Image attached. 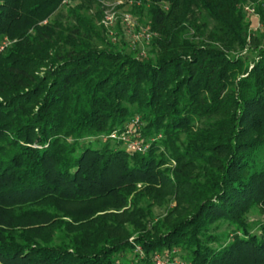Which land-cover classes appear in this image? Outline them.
<instances>
[{"label": "trees", "instance_id": "1", "mask_svg": "<svg viewBox=\"0 0 264 264\" xmlns=\"http://www.w3.org/2000/svg\"><path fill=\"white\" fill-rule=\"evenodd\" d=\"M60 1L0 0V264H264V0L143 3V56ZM135 113L145 150L102 141Z\"/></svg>", "mask_w": 264, "mask_h": 264}, {"label": "rangeland", "instance_id": "2", "mask_svg": "<svg viewBox=\"0 0 264 264\" xmlns=\"http://www.w3.org/2000/svg\"><path fill=\"white\" fill-rule=\"evenodd\" d=\"M80 0H61L58 3L57 11L63 19L68 17L66 9L78 3ZM100 16L95 20L102 26L103 32L108 39L118 47L125 48L126 51L134 50L140 55H146L152 38L159 36V31L153 28L149 22L147 8L139 10L137 7L143 3L150 5V0L142 2L140 0H99ZM165 11L170 8V0H161L156 2ZM95 6H91L89 12L95 13ZM247 18L252 21V14L245 11ZM52 15L50 16V18ZM104 20V21H103ZM252 36L259 38L264 43V25L255 26L250 24ZM192 32V29H191ZM246 50H243L245 52ZM249 52V51H248ZM250 54V52H249ZM143 132V131H142ZM140 185V183H138ZM169 188L164 189L162 199H157L153 205L156 216L164 215L175 203L174 195L169 193ZM264 219V209L253 208L248 213V220L256 222ZM220 232H227L225 226L219 228ZM166 253H154L155 264H169L166 259ZM181 252L177 250L175 259H179ZM182 255V254H181Z\"/></svg>", "mask_w": 264, "mask_h": 264}, {"label": "built area", "instance_id": "3", "mask_svg": "<svg viewBox=\"0 0 264 264\" xmlns=\"http://www.w3.org/2000/svg\"><path fill=\"white\" fill-rule=\"evenodd\" d=\"M245 11L252 14V23L255 26H259L258 14L255 12L254 6L250 2L244 3ZM104 21V20H103ZM3 47V44H0V48ZM143 121L140 117V114H133L121 128H114L108 133H103L100 135V138L103 140L110 139L113 141L120 142L123 147L127 150H136L143 151L148 146V141L142 133ZM161 134L158 133L156 137H159ZM155 264V263H154Z\"/></svg>", "mask_w": 264, "mask_h": 264}]
</instances>
